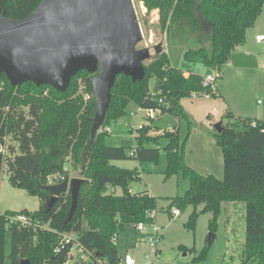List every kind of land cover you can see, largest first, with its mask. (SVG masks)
Returning <instances> with one entry per match:
<instances>
[{
    "label": "trees",
    "instance_id": "1",
    "mask_svg": "<svg viewBox=\"0 0 264 264\" xmlns=\"http://www.w3.org/2000/svg\"><path fill=\"white\" fill-rule=\"evenodd\" d=\"M43 0H0V17L21 20L27 17ZM143 4L146 14L157 11L158 26L166 37V51H162L144 64L145 75L141 81L118 75L111 88V100L102 126H110L127 115V107H155L145 98L154 80V90L169 105L165 112L176 122H192L180 101L193 92H201V76L184 70L172 62L177 55L186 68L197 64L209 71L221 72L229 62L235 48L245 43V34L261 14L264 0H136ZM189 69V68H188ZM190 71V70H189ZM83 77L92 93L94 75L80 71L74 75L64 92L50 86L36 87L27 82L12 87L4 75L0 92V113L14 127L20 128L19 155L8 162L6 172L12 187L37 197L40 206L33 215L50 228L62 233H76L80 241L96 254L115 263L117 247L112 242L114 233L138 223H149V214L157 212V202L146 192L130 194V185L138 180L139 169H122L112 162L133 160L141 167L156 166L160 157V140L167 139L165 154V178L180 175L188 182V189L181 197L170 200L167 211L179 212L187 207L203 205L200 213H210V232L217 229V218L223 203H243L245 229L242 259L239 264H264V120H238L242 128L221 122V132L214 133L216 144L223 157V178L201 175L185 163L184 142H180L178 130L159 132L152 126L139 130L135 139L136 150L129 156L130 143L120 147L108 146L107 134H96L89 143L91 119L94 116V99L87 106L76 94V80ZM47 90V95L44 92ZM22 127V128H21ZM177 127V126H176ZM189 133V132H188ZM187 139V137H186ZM153 145V146H150ZM71 154L72 164L80 169L83 182L80 185L76 209L66 222L71 203L70 194L59 196L47 211L51 194L44 190L46 177L62 173L65 157ZM2 161L0 159V181ZM67 176V175H66ZM109 188H119L120 195L107 193ZM26 212V211H24ZM197 213L189 216L185 227L194 230ZM2 226V225H1ZM9 237L8 264H63L66 250L54 253L57 235L53 232L34 230H0V264H6L5 245ZM185 250V248H181ZM193 251V250H192ZM208 247H204L192 259L200 263L206 259Z\"/></svg>",
    "mask_w": 264,
    "mask_h": 264
},
{
    "label": "rangeland",
    "instance_id": "2",
    "mask_svg": "<svg viewBox=\"0 0 264 264\" xmlns=\"http://www.w3.org/2000/svg\"><path fill=\"white\" fill-rule=\"evenodd\" d=\"M133 3L143 34V39L137 48L149 49L151 58L145 62V64H148L156 56L154 50L156 46H162L166 50V37L160 31L157 23L158 15L155 11L146 14L142 3L136 0H133ZM255 28L264 31V9L261 16L257 19ZM247 42H249V39ZM261 43L258 45L252 43V53L249 57H235L232 55V59H229L230 65L223 67L219 73L220 78L218 79L217 86L228 99L227 104L234 118L236 117V120L229 121L230 124H235L236 128H242V124L237 119H243V117L246 119L264 120V42ZM172 62L182 70L186 68V63L177 55H172ZM194 69L199 74H205L207 70L200 64H197ZM79 79L86 81L81 76L76 80V85ZM154 84L155 82L152 80L150 88H154ZM199 100L200 103H198ZM206 100L202 97L182 99L181 104L186 114H188V110L193 113L191 116L188 114L191 117L192 125L188 129L187 122L181 120L177 122L176 128L180 142H184L183 153L185 163L201 175H213L221 180L223 178V157L221 149L216 144L214 133L217 131L216 125L221 124V122L225 123L226 120L224 121V118L223 121L221 120L222 114L212 113L214 105L207 106ZM90 101L91 99L83 102V106H87ZM197 104L204 105L196 109L191 107ZM137 110V106L130 104L126 109L127 115L121 119L123 124L129 126V128L127 127L128 130H130L132 123L136 126L141 122L142 113L137 112ZM130 113H136L135 118H131L129 116ZM111 128L112 134H109L106 138L108 146L117 144V142L113 141L119 140L114 138V136L121 133L115 124ZM159 134L151 135V137H156ZM167 144V139L163 138L160 140V157L156 166L144 165L138 167L137 163L133 160L112 162L114 166L122 169L138 168L141 173V179L132 183L130 190L134 194L147 191L156 199L157 212H155V225L161 230L157 245L160 251V263L239 264L243 252L245 221L242 218L243 214H241L238 208L230 216L229 203H223L217 218V229L213 233L210 232L208 227L212 218L211 214L200 213L203 208L202 204L195 208L189 206L184 211H180L179 216L174 218L167 211L170 200L183 196L188 189V182L180 175L169 178H165L163 175L165 169L163 148ZM67 177L69 179L81 178L82 175L80 174L79 167L71 163ZM107 193L120 195L121 190L119 188H109ZM39 206L40 202L37 197L30 196L22 189L12 187L9 183V174L6 171L3 172L0 181V213L21 211L34 213L38 210ZM194 211L197 213L195 228L194 230H188L185 225L188 222L189 216ZM150 235V228L147 229L146 235H143L137 232L133 226L125 227L119 233V238L116 241L118 255L123 256L127 251L129 254L134 255L138 262L141 263L142 254L144 252L150 254L142 244ZM206 246L208 247L206 259L200 263H193V257L198 255ZM182 247L185 250L181 249ZM9 253V237H6V264L9 263Z\"/></svg>",
    "mask_w": 264,
    "mask_h": 264
},
{
    "label": "water",
    "instance_id": "3",
    "mask_svg": "<svg viewBox=\"0 0 264 264\" xmlns=\"http://www.w3.org/2000/svg\"><path fill=\"white\" fill-rule=\"evenodd\" d=\"M142 39L133 0H43L24 19L0 17V75L12 87L31 82L57 92L66 91L71 78L80 71L94 75L91 144L106 118L115 78L124 75L133 82L144 78V64L151 54L148 48H137ZM154 50L159 54L162 46ZM220 125H216L217 133L221 132ZM176 126L168 114L152 123L160 132ZM82 182L73 178L44 186L51 194L47 211L60 195L69 193L66 222L70 221ZM21 264L29 262L23 260Z\"/></svg>",
    "mask_w": 264,
    "mask_h": 264
},
{
    "label": "built area",
    "instance_id": "4",
    "mask_svg": "<svg viewBox=\"0 0 264 264\" xmlns=\"http://www.w3.org/2000/svg\"><path fill=\"white\" fill-rule=\"evenodd\" d=\"M264 41V36L256 37V42L261 43ZM166 51V50H165ZM219 79V72L210 71L205 75L201 76V92H193L190 94V97H202L205 99H211L216 97L217 94V83ZM76 94L81 97L83 102L88 101L92 97V93L88 91V84L86 81L79 79L76 86ZM4 81L0 80V92L3 91ZM44 95H47V90L44 92ZM145 102L148 104H155V107H140L138 106L137 112L142 113V122L140 124L133 126L132 129L135 130L136 136L139 130H142L145 127L152 126V123L160 119L163 115H166V109L169 108L168 103L159 96L154 88H150L149 92L145 98ZM9 112V108L5 107L0 111L3 115ZM136 112V113H137ZM136 113H130V117H135ZM7 118L0 121V159L2 161V171H6L8 168V162L14 160L15 156L19 155V147L21 144V131L20 128L17 129L14 127V120L17 119L14 117L12 124L6 121ZM22 128V127H21ZM160 133H149V135H154ZM97 134H111L110 126H101L97 130ZM135 136V139H136ZM136 150V142L131 141L129 156H133L134 151ZM64 166L62 173H55L48 175L46 177V186H53L60 184L64 180H69L66 176L69 172V167L72 163L71 154H68L64 159ZM138 178L141 179V173L139 171ZM130 194H134L129 189ZM151 197L150 195H148ZM172 218L179 216L180 212L176 208H171L169 210ZM148 218L150 219L149 223H138L134 225V229L140 234L146 235L147 229L150 228L151 235L147 237L142 244L150 252H144L142 254L141 263L138 262L137 258L134 255L129 254L127 251L123 256H117L115 263H112L110 259L106 257L99 256L95 251L88 249L81 241L79 236L74 233H59L50 228L48 223L42 222L40 219L36 218L33 213L29 212H4L0 213V230L1 227L5 230H34L42 232H53L57 235V245L54 250V253H59L62 250H66V259L63 264H161L160 263V251L157 248L159 238H160V228L155 225L156 214L152 212L149 214ZM2 225V226H1ZM119 238V233L116 232L112 236V242L116 246V241Z\"/></svg>",
    "mask_w": 264,
    "mask_h": 264
},
{
    "label": "crops",
    "instance_id": "5",
    "mask_svg": "<svg viewBox=\"0 0 264 264\" xmlns=\"http://www.w3.org/2000/svg\"><path fill=\"white\" fill-rule=\"evenodd\" d=\"M263 9H264V6L262 8V11H263ZM262 11H261V14H262ZM155 13L157 14V11H155ZM261 14L259 15V17L261 16ZM256 22H257V20H256ZM256 22H255V24H256ZM255 24L253 25L252 28H249L246 31V34H245V43L243 45L235 48L234 51L231 53L230 58L232 57V55L235 56V57H239V56L249 57L250 54L252 53V51H251V45H252V43L257 44V45L258 44H262V43H257L256 42V37H258V36H264V31L255 28ZM248 39H249V42H247ZM227 65L229 66L230 65V62H228ZM194 68H190V67L185 68L184 69L185 76H187L189 74V72H193L195 74H199ZM208 72H209V70H206V73H208ZM205 74H199V75L200 76H203ZM217 94L218 95L216 97L211 98L210 100H208V99L206 100L207 101V104H208L207 106H213V105L215 106V107L214 106L212 107V113H215V114H219L220 113V114H222V117H221V120L222 121H223V118H224V121L226 120V122H227V118H226L227 116L230 117V121L231 120H236L235 119L236 117L234 118V115H233L232 111L230 110L229 105L227 104V102H228L227 100L228 99L225 97V95L222 94V92L219 90V87L218 86H217ZM180 103H181V101H180ZM198 103H200V100H199ZM202 105H204V104H201V105L200 104L192 105L191 107H193V108L196 109V108L202 107ZM181 106H182V104H181ZM217 107H218V109H217ZM188 111H189L188 114L191 116L193 114L192 111H190V110H188ZM133 118H135V117H133ZM243 119H246V118L243 117ZM243 119H237V120H243ZM251 120H256V119H251ZM141 122H142V117H141ZM113 124L116 125V128L119 129L121 133L119 135H115V136L113 135L114 138H117V140H119V141H113V142H117V144H114V145H111V146H113V147H120L124 142L131 143V141H135L136 132H135L134 129L131 128L132 127L131 125H130V130H128L129 126L126 125V124H123V122H121V119L118 120V121L113 122L110 125V127H112ZM133 126H135V125L133 124ZM124 129H125V131H123ZM153 133H156V132H153ZM111 134H112V128H111ZM154 135H156V134H154ZM137 165H138V167H140V165L138 163H137ZM145 192L148 195H150L151 197H153L149 192H147V191H145ZM228 205H230V207H229V211L231 213L230 216H232L233 213H235L236 209L238 208V210L241 212V214H243L242 215V218L244 219L245 207H244V204L243 203H229ZM244 229H245V224H244ZM243 243H244V239H243Z\"/></svg>",
    "mask_w": 264,
    "mask_h": 264
},
{
    "label": "bare ground",
    "instance_id": "6",
    "mask_svg": "<svg viewBox=\"0 0 264 264\" xmlns=\"http://www.w3.org/2000/svg\"><path fill=\"white\" fill-rule=\"evenodd\" d=\"M144 9V8H143Z\"/></svg>",
    "mask_w": 264,
    "mask_h": 264
}]
</instances>
